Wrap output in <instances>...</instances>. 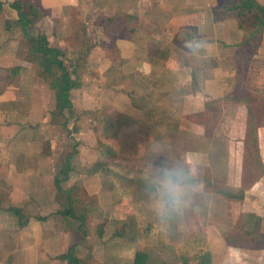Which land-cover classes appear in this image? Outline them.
I'll return each mask as SVG.
<instances>
[{
	"label": "rangeland",
	"instance_id": "374dc122",
	"mask_svg": "<svg viewBox=\"0 0 264 264\" xmlns=\"http://www.w3.org/2000/svg\"><path fill=\"white\" fill-rule=\"evenodd\" d=\"M16 1L0 0V57L9 56V60L0 62V229L6 228L8 246L19 245V232L30 224V219L41 240H51L39 244L49 245L56 258L72 247L89 264L94 263L90 260L94 250L121 264H130L138 252L149 255L154 264H197L200 257L218 264L227 251L224 246L230 231L239 235L243 228L253 229L255 221L249 218L255 215L263 216L264 225V82L260 85L257 80L259 74H264V24L258 20L259 16L264 18L262 11H236V2L242 0H215L219 7L216 17L233 25L220 29V58L215 57L216 53L209 58L217 62L222 59L225 68L231 66L237 71V89L212 104L207 112L187 109L184 98L171 89L169 83L175 79L168 78L165 87L172 90L169 92L153 85L161 78L162 67L146 79L128 65L115 67L108 75L103 73L109 63L95 65L99 55L105 53L113 62L119 61L121 56L111 44L112 37L120 31L129 36L126 19L136 27H147L149 20L142 18L147 12L150 16L151 0H80L79 6L54 13L43 9L39 0H22L26 8H31L30 19L35 20L26 27L10 6ZM154 1L156 7L160 2ZM160 1L164 2L158 6L170 8L171 0ZM253 1L264 7V0ZM127 9L135 16L127 17ZM238 28L243 36L240 34L238 40L224 47L221 42L227 32ZM40 35L47 38L50 48L65 52L73 80L81 84L68 95L74 111L66 112L70 117L66 125L67 116L56 111L51 79L43 76L36 61L34 46ZM15 67H21L18 77ZM135 88L137 103L144 106L146 99L152 105L146 111L159 116L154 125L147 121L138 124L140 114L131 115L126 94ZM165 89L168 93L164 97L143 96L151 91L161 94ZM222 94L217 88L208 98ZM33 107L36 117L30 118ZM150 129L153 134L167 136V145L199 168L204 185L191 207L197 209L195 214L190 208L182 221L167 226L153 216L143 190V175L147 172L144 158L150 143L134 139L137 133ZM69 165L71 171L63 174ZM152 167L166 170L165 157L154 160ZM35 168H40L39 172ZM94 171H98L96 177ZM56 180L62 181L61 190ZM53 198V204L45 206ZM31 199L44 205L37 208L29 203ZM229 201L234 230L227 222ZM210 204L215 205V212L207 211ZM70 208L75 213L72 225H68L70 236H54L61 231L54 229L53 219H61L62 209L66 212ZM16 209L21 219L11 213ZM45 213L51 216L52 225L43 231ZM86 214L82 224L79 218ZM115 232L124 237L116 238ZM24 239L30 240L27 236ZM116 251L123 257L115 256ZM66 264L72 262L67 260Z\"/></svg>",
	"mask_w": 264,
	"mask_h": 264
},
{
	"label": "crops",
	"instance_id": "0c3cea01",
	"mask_svg": "<svg viewBox=\"0 0 264 264\" xmlns=\"http://www.w3.org/2000/svg\"><path fill=\"white\" fill-rule=\"evenodd\" d=\"M39 1L43 9L51 10L52 13H54V11L61 12V10L67 11V9L75 8L79 6L81 2L80 0ZM145 1L147 0H143V2ZM151 1L153 3H149L151 5L152 11L148 9V11H150V16H147V12L146 15L142 18H145V22L149 20L146 23L148 24L147 27H144L145 24L140 28L136 27V24H133L130 19H126L129 36L127 37V35H122V33H120L122 31H120L114 36V38L112 37L111 44H113L114 49L117 52L119 51V56H121L118 59L119 61L115 60L114 63L109 55L105 53L99 55V63L95 65L103 67L106 63H109V67L103 73L104 75H108L107 72H109V70H116L115 67L121 68L124 65H128L129 68L135 67L136 74L143 73V77H145L146 79L151 78L153 73H155V71L157 70V67H162V70H160L159 72L161 78L157 80L156 83H153V85L158 84L161 88H163L167 85L166 83L168 81V78L175 79V81L173 80L172 83H169L171 85V89L173 88L174 92L177 91L180 97L184 98L182 101L186 104L187 109L189 108L190 110L194 111H200V109L205 111L206 107L211 103L220 102L223 96H229L230 94H233L237 89V80L235 81L233 89L225 92L223 85L224 68L221 62L222 59L217 62L216 58H209L212 54L215 55L216 53L215 57H217L218 55V39L221 40V38H223L220 34V29L223 28L226 24L227 26H229V28L233 25L231 23L229 24L228 22H224L227 20H220L219 16L216 17V12L217 10H219V7L217 8V2L215 0H171L170 8L167 9L164 6H158L164 1L161 2L159 0L160 3H156V7H154L155 1ZM151 3L153 4V6ZM145 5L146 4L144 3V6ZM159 8L162 9V12L158 10ZM144 10H142L143 14ZM126 12L127 17L132 16L131 14H133V11L129 9H127ZM140 24H142V22ZM145 29H153L154 32ZM240 30L238 28L234 29L231 32H227L225 39L226 41L223 40L221 42L224 44V47L230 46L233 39L238 40L239 35L243 33ZM196 45H200V47L196 48ZM218 56L220 58V55ZM222 57L223 56H221V58ZM3 60H9V56H6L5 58L0 57V62ZM15 68H18L15 71L16 77H18L20 75L19 73H22L20 71L21 67ZM154 75V77H156L157 73ZM176 78L178 79L176 80ZM217 88H220V92H222L223 94L220 97L208 98V96L212 95L214 93V90H216ZM166 89L165 92L162 91L163 93L161 94L156 93V91H151V93H144L143 96L145 95V97H149L151 94H154L152 99H155V94H159V97H164L169 91H172L170 88H168V92H166ZM126 96L129 97V100L131 102L129 108V110H131L132 112L131 115L136 116L137 114H140V117L136 118V122L138 124L146 121L150 125H154L155 123H157V119H159V116L146 111L149 108L151 109L152 105L146 102V99L142 104L146 103L147 105L145 104L144 106H142L137 103L136 88L129 89ZM146 106L148 108H146ZM144 116H147L148 118H146V120H142ZM29 117H36V111L34 107L29 113ZM156 126H158V124ZM136 138L139 142L143 141L147 144H151L157 140H160L167 145L168 141L167 136H158L155 134V132L153 134L151 133V129L137 133L134 136V139ZM208 141H211V139H208ZM159 157L162 158L163 155H160ZM39 170L40 168H35L36 173L39 172ZM94 172V176L96 177L98 171ZM87 180L88 179H86L85 182H87ZM131 180L133 179H130V184H132ZM60 187L62 189V181L60 182ZM70 197L71 195L69 194L68 199H70ZM54 200L55 199L53 198L51 201H48L49 203L47 202V205L45 206H51ZM29 203L34 204L37 208H41V206L44 205V203L39 202L38 199H31ZM86 205L87 202L85 206ZM209 207L210 208L207 209L208 212H215V205L212 207V204H210ZM64 210L65 209H62L61 211V219H53L55 222L54 229H58L59 232L61 231L60 233L56 232L54 236H70V234L68 235V233L71 232V229L68 228V225H72V216H75V213L71 210V208L69 210H66V212ZM191 210V214H193L192 212H194L195 214L197 209L193 207L191 208ZM228 210L229 211L226 212L227 217L229 216V220L227 222L231 223V229L234 230L235 224H232V205ZM15 211H11V213L19 216V218L22 217L19 210L17 211L16 209ZM224 211H226V209ZM48 213L50 214L51 211H48ZM48 213H45L46 219L43 220V231L51 228L52 225L51 216H49ZM66 215L70 216L67 217ZM86 216L87 214L79 218L82 224H84L83 221L86 219ZM252 219L255 221V223L253 222V224H255L253 225V229L243 228L244 231H241L239 235L235 231H230V233H228L229 241L227 240V246H224L227 251L224 253L223 258L220 259L218 264H264L263 216H251L249 220L253 221ZM1 221L2 219L0 217V222ZM31 221L32 220L29 219L27 221V224H30L26 225L27 227L23 228L22 231L19 232V239L21 241L19 245L17 244V246H8V241L5 238L7 234L6 228L0 229V264H66V261H69L66 255H68L69 253H71L73 257L79 261L80 264H89V262L84 261V258L81 256V254L78 256L76 255V252H78L77 248H69L68 252L61 253V256L59 258H56L57 255L53 256L54 254L49 248L50 246L45 244L47 242H51V240H41L43 239L42 235H38V231L33 230L35 226L33 223H31ZM103 226L104 225H102V227ZM25 236L30 239L28 241L32 242L31 245L27 244L28 241H25ZM103 236V240H106L105 233ZM114 236L120 239L124 237V234L115 232ZM48 238H51V233H49ZM40 241L41 243H43V241L45 243L39 244ZM103 248L101 249L102 251ZM121 253L122 252H117L115 256L122 258L123 255H121ZM135 256L136 254L133 255L130 264L134 263ZM61 257H63V259ZM90 258L91 262H94L93 264L120 263L119 260L113 261V259L109 258L107 254H103L102 252L99 253L96 250L92 252ZM199 261L200 262H198L197 264H212L211 258L205 260L200 257ZM147 264L154 263H152L149 258ZM157 264L163 263L159 262Z\"/></svg>",
	"mask_w": 264,
	"mask_h": 264
},
{
	"label": "clouds",
	"instance_id": "9594fccd",
	"mask_svg": "<svg viewBox=\"0 0 264 264\" xmlns=\"http://www.w3.org/2000/svg\"><path fill=\"white\" fill-rule=\"evenodd\" d=\"M160 155L168 164L164 171L152 167V162ZM144 168L147 172L143 175V190L153 216L162 226L182 221L203 191L199 168L189 163L187 156H181L160 140L148 146Z\"/></svg>",
	"mask_w": 264,
	"mask_h": 264
},
{
	"label": "trees",
	"instance_id": "16d2710c",
	"mask_svg": "<svg viewBox=\"0 0 264 264\" xmlns=\"http://www.w3.org/2000/svg\"><path fill=\"white\" fill-rule=\"evenodd\" d=\"M10 6L12 9L18 12L19 22L24 27H26L29 24L33 25L35 23V20L30 19L32 18V16L29 14L31 8H26L22 0H17L15 3H12ZM240 8L242 9L256 8L264 13V7L261 5H258L257 3L254 4L253 0H242L238 3L236 2L234 9L237 11ZM35 15L37 16L36 12H35ZM258 20L260 24H264V18H261L259 16ZM35 45L36 46H34V49L37 55L36 61L40 63L39 66L42 69L43 76H45L47 80L51 79V88L52 90H54L56 94V102H57L56 111H58L60 114L64 113L62 115H64L65 117L67 116L66 112L67 113L69 112L71 114L74 111V105L68 95L72 89L79 88L81 84L80 82L78 81L75 82L73 80L72 72L69 68L70 65L66 63L67 61L64 58L65 52L63 50L50 48L48 40L44 35H40L38 37V40L35 41ZM226 61L228 62V60ZM223 68H224V82H223L224 91L228 92L229 90H232L235 85V81L237 80V77H236L237 71L231 68V66L225 68L224 64H223ZM17 69L18 68H14L13 71H16ZM257 80H258V83L261 85L264 82V74H259V78ZM212 104L214 105L216 103L214 102L208 105L206 107L207 112H208V109L213 108ZM69 118L70 117L67 116V118L65 119L66 121L65 125L68 123ZM257 155H258V161L261 162L259 152ZM71 169L72 167L71 165H69V167L63 170L62 172L63 174L64 173L66 174L70 172ZM60 182L61 180L60 181L56 180V183L59 189L61 190ZM45 219L46 218L42 220H45ZM66 257H68V259L70 260V262H72V264H80L79 261L76 258H74L71 253L66 255ZM148 261H149V255H147L146 253L138 252L135 256L133 264H147Z\"/></svg>",
	"mask_w": 264,
	"mask_h": 264
}]
</instances>
